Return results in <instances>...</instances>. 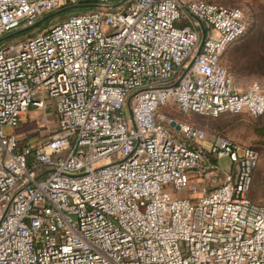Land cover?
Listing matches in <instances>:
<instances>
[{"label": "built area", "instance_id": "obj_1", "mask_svg": "<svg viewBox=\"0 0 264 264\" xmlns=\"http://www.w3.org/2000/svg\"><path fill=\"white\" fill-rule=\"evenodd\" d=\"M78 1L0 0V37ZM99 2L0 46V264H264L259 150L163 112L264 115V80L241 89L223 64L246 13ZM32 107L57 119L36 145L6 130Z\"/></svg>", "mask_w": 264, "mask_h": 264}, {"label": "rangeland", "instance_id": "obj_2", "mask_svg": "<svg viewBox=\"0 0 264 264\" xmlns=\"http://www.w3.org/2000/svg\"><path fill=\"white\" fill-rule=\"evenodd\" d=\"M209 1L240 7L248 18L249 29L246 35L231 44L223 55V64L231 73L236 85L241 89H245L255 80H264V0ZM82 9L84 8L73 9L58 15V17L66 16L64 17L66 19L70 14L79 13ZM59 19L52 20L47 28L55 25L60 21ZM37 27L16 34L11 38L15 40L11 42L26 39L28 36H25V33L31 32ZM37 33H39V30L33 32L32 36L37 35ZM163 112L178 123L203 130L208 136L220 134L243 144L258 146L261 150V159L255 170L249 196L255 202L264 204V115L252 117L245 114L223 113L214 117L198 113L185 114L176 107L163 108ZM6 130H11L21 140L36 145L49 139L55 133L57 119L50 107L44 109L32 107L18 127L13 129L6 127ZM228 163L227 158L221 160L223 168H228ZM222 180H224V175H221L218 182ZM195 187L199 190L195 191ZM207 189L206 185L197 184L192 180L187 189L174 194L195 199Z\"/></svg>", "mask_w": 264, "mask_h": 264}, {"label": "water", "instance_id": "obj_3", "mask_svg": "<svg viewBox=\"0 0 264 264\" xmlns=\"http://www.w3.org/2000/svg\"><path fill=\"white\" fill-rule=\"evenodd\" d=\"M99 3H100L99 0H80L77 3L66 5V6H64L58 10L50 11V12L44 14L36 22L29 24V25L22 26V27L15 29V30L11 31L10 33L0 37V42H2V43L7 42L12 37H14L16 34L23 33V32L29 31L31 29H34L37 26H39L41 23L48 21L49 19H51L53 17H57L58 15L65 13L67 11L77 9V8L94 7V6H97ZM171 125L175 126L177 129L181 128V126L178 123H176L175 121H173L171 123Z\"/></svg>", "mask_w": 264, "mask_h": 264}, {"label": "trees", "instance_id": "obj_4", "mask_svg": "<svg viewBox=\"0 0 264 264\" xmlns=\"http://www.w3.org/2000/svg\"><path fill=\"white\" fill-rule=\"evenodd\" d=\"M209 1V0H208ZM211 2H215V1H211ZM216 3H218V2H216ZM219 4H222V3H219ZM224 5V4H223ZM227 6V5H226ZM230 7H236V6H230ZM95 8V6L94 7H87V8H84V9H82V10H80V12L79 13H82V12H85V11H88V10H91V9H94ZM75 14H78V13H75ZM71 15H74V13H72V14H70V16ZM64 17H66V16H64ZM64 17H54V18H51L49 21H47V22H45L44 24H42V25H40L39 27H37V29H35V30H32L31 32H27V33H25V36H28L27 38H30V37H34V36H36V35H34V36H32V33L33 32H35V31H38L39 30V33H41V32H43V31H45V30H47V29H49V28H47L48 27V25H49V23L52 21V20H54V19H57V18H60L59 20V22H61V21H63L64 20ZM69 17V16H68ZM67 17V18H68ZM59 22H57V23H59ZM249 29V28H248ZM248 31V30H247ZM39 33H37V34H39ZM247 33V32H246ZM246 33H245V35H246ZM30 35V36H29ZM244 36V35H243ZM242 36V37H243ZM241 37V38H242ZM240 38V39H241ZM13 40H15V39H11V40H9L10 41V43H11V41H13ZM239 40V39H238ZM9 41H7V42H9ZM19 41V40H18ZM17 42V41H16ZM3 43H1L0 44V46L2 45ZM226 113H228V112H226ZM252 147H254V148H256V149H258L259 150V153H260V159H261V150H260V148L258 147V146H256V145H251ZM260 159H259V161H260ZM259 164V163H258Z\"/></svg>", "mask_w": 264, "mask_h": 264}, {"label": "crops", "instance_id": "obj_5", "mask_svg": "<svg viewBox=\"0 0 264 264\" xmlns=\"http://www.w3.org/2000/svg\"><path fill=\"white\" fill-rule=\"evenodd\" d=\"M216 180V179H215ZM215 180L213 179L212 181H209V183H208V188H210L213 184H214V182H215Z\"/></svg>", "mask_w": 264, "mask_h": 264}]
</instances>
